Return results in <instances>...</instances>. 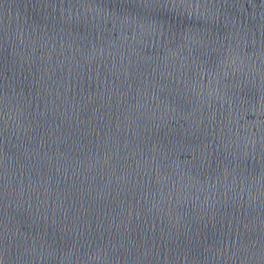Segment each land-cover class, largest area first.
Returning a JSON list of instances; mask_svg holds the SVG:
<instances>
[{
	"label": "water",
	"instance_id": "1",
	"mask_svg": "<svg viewBox=\"0 0 264 264\" xmlns=\"http://www.w3.org/2000/svg\"><path fill=\"white\" fill-rule=\"evenodd\" d=\"M0 264H264V0H0Z\"/></svg>",
	"mask_w": 264,
	"mask_h": 264
}]
</instances>
